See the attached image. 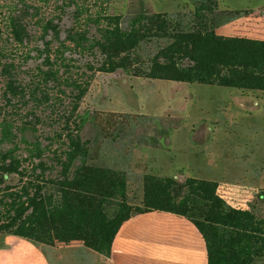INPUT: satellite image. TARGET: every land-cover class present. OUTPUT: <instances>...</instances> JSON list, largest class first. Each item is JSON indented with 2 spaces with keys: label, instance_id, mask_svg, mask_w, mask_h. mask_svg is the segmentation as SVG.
<instances>
[{
  "label": "rangeland",
  "instance_id": "374dc122",
  "mask_svg": "<svg viewBox=\"0 0 264 264\" xmlns=\"http://www.w3.org/2000/svg\"><path fill=\"white\" fill-rule=\"evenodd\" d=\"M259 15L264 0H0V237L53 264H111L123 225L155 211L153 178L211 226L208 264H264V91L147 77L174 34ZM189 180L216 185L215 215ZM38 187L48 224L30 207L5 230Z\"/></svg>",
  "mask_w": 264,
  "mask_h": 264
},
{
  "label": "trees",
  "instance_id": "16d2710c",
  "mask_svg": "<svg viewBox=\"0 0 264 264\" xmlns=\"http://www.w3.org/2000/svg\"><path fill=\"white\" fill-rule=\"evenodd\" d=\"M123 43H129L135 39L133 34H121ZM173 42L162 49L153 60L154 71L148 75L151 79H162L182 83H199L205 85H217L221 87L237 88L240 90L264 91V42L242 38L223 37L211 32H192L174 34ZM126 58L111 67L110 72L117 68L128 69ZM12 169H5L7 174L13 173ZM199 184V191L207 197L211 205V213L219 210L221 201L217 199V187L213 183L197 182L189 180L186 187ZM147 208L160 213H169L182 218H195L194 210L181 211L178 209L176 192L169 193L173 188L184 187L176 185L172 180L161 183L156 179L147 180ZM38 187L37 193L30 199L29 208H17V216L4 226L5 230L11 231L20 227L18 223H24V217L30 207L33 213L27 219L33 217L40 222L48 224V215ZM180 192V191H179ZM113 199L121 197L119 194L109 196ZM169 205L170 207H167ZM27 217V216H26ZM205 221L222 224L210 215ZM12 235V234H10ZM13 236H17L13 234ZM20 237V236H19Z\"/></svg>",
  "mask_w": 264,
  "mask_h": 264
},
{
  "label": "crops",
  "instance_id": "0c3cea01",
  "mask_svg": "<svg viewBox=\"0 0 264 264\" xmlns=\"http://www.w3.org/2000/svg\"><path fill=\"white\" fill-rule=\"evenodd\" d=\"M262 21L264 15L234 20L223 18L215 32L223 37L261 40L264 39ZM127 207L119 206L116 212H126ZM210 228L207 223L143 209L118 232L112 247L111 264H208L203 230ZM0 264L53 262L49 251L32 241L7 235L0 237Z\"/></svg>",
  "mask_w": 264,
  "mask_h": 264
}]
</instances>
